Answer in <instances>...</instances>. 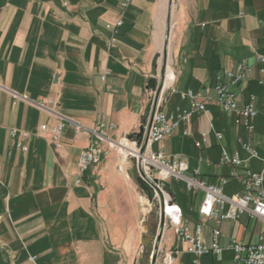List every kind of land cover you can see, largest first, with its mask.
<instances>
[{
  "label": "crops",
  "instance_id": "obj_1",
  "mask_svg": "<svg viewBox=\"0 0 264 264\" xmlns=\"http://www.w3.org/2000/svg\"><path fill=\"white\" fill-rule=\"evenodd\" d=\"M258 54H264V0H175L174 8L171 0H132L125 8L119 0H0V264H167L153 258L161 231L157 201L135 168L132 179L129 158L122 162L110 151L76 183L79 152L93 137L67 123L52 143L37 127L57 116L33 100L53 98L56 113L86 127L113 122V138L138 143L165 67L174 72L175 88L202 92L215 84L217 72L245 63L248 70L233 89L239 105L254 95L258 113L251 132L235 123L232 112L210 103L208 113L193 115L189 134L179 125L151 144L185 160L188 174L198 167L200 177L214 182L232 170L218 163L222 146L243 157L240 141L264 151V64ZM167 85L161 109L187 108L188 100L169 94ZM10 128L31 132L25 151L16 147ZM204 132L207 140L196 147ZM261 165L255 158L246 162L253 170ZM234 180L231 193L240 189L236 179L229 182ZM160 185L190 227L203 223L209 238L214 223L198 213L202 192H190L174 178ZM263 228L242 214L237 222H221L219 240L225 245L235 235L253 242ZM175 246L183 248L171 229L164 230L158 253ZM218 261L232 264L231 251L199 257L200 264ZM182 263L194 264L183 250L169 264Z\"/></svg>",
  "mask_w": 264,
  "mask_h": 264
},
{
  "label": "built area",
  "instance_id": "obj_2",
  "mask_svg": "<svg viewBox=\"0 0 264 264\" xmlns=\"http://www.w3.org/2000/svg\"><path fill=\"white\" fill-rule=\"evenodd\" d=\"M131 1L119 0L124 8ZM121 24L122 20L117 19L112 28L113 32H116L115 28ZM112 42L113 38L109 40V45ZM257 61L264 64V54H258ZM247 70L248 67L245 63H239L235 69H223L215 74V84L212 87H204L202 92H195L189 88L186 90L175 88L173 86L174 72L165 67L161 83L153 91L150 109L143 128L144 140L138 143L125 136L118 139L113 138L112 132L115 129L113 122L97 120L92 127H86L61 116L56 113V101L53 98H47L45 101H32L37 108L47 110L57 116V120L53 124H39L37 133L46 134L52 143L57 144L63 126L70 123L75 131H83L93 137L92 141L79 152L76 183H80V176L91 166L97 164L103 155L114 151L121 158V150H125V160L130 158L134 161L137 174L151 188L153 197L157 201L161 228L159 240L164 230L171 229L177 243L183 245V248L175 246L163 252V260L167 264L182 250L191 254L194 264H200L199 257L218 255L224 249L231 251L232 264H264V228L259 231L253 242L240 239L235 235L230 236L225 245L219 240L220 224L223 220L237 222L242 214H247L250 218L264 223V151L259 152L249 141H240L241 150L247 153L243 157L239 150L229 152L225 146H222L218 163L230 166L232 170L226 175H218L214 182H208L199 176L198 167L192 168L191 173L188 174L189 166L185 160L176 155H167L160 147L156 150L151 148L152 143H159L170 136L179 125L183 126V134H189L193 115L198 112L208 113L207 104L210 103L232 112L235 123L251 132L254 128V117L258 113L253 104L254 95L250 94L249 100L239 105L233 89L235 84L243 80ZM106 73L107 71L101 74L102 80ZM165 81L168 84L166 90L169 94H178L182 99L188 100L187 108L176 106L175 110L170 112H164L161 109V96L164 93L162 84ZM8 132L11 138L16 139V147L25 151L27 149L25 140L31 132L17 128H10ZM214 135L218 140L223 138L221 131H214ZM206 140L207 132H204L200 139L194 141V144L196 147H200ZM251 158L261 161L262 165L259 170H253L246 166V162ZM238 168L240 170H237ZM169 178L182 181L190 192H202L198 213L214 223L210 227L209 238L203 233V223L198 222L190 227L181 207L168 192L162 189L160 183ZM231 179L237 180L240 189L226 194L224 187ZM159 240L157 252L159 251Z\"/></svg>",
  "mask_w": 264,
  "mask_h": 264
},
{
  "label": "rangeland",
  "instance_id": "obj_3",
  "mask_svg": "<svg viewBox=\"0 0 264 264\" xmlns=\"http://www.w3.org/2000/svg\"><path fill=\"white\" fill-rule=\"evenodd\" d=\"M172 1V7L174 8V6H175V0H171ZM121 157L123 158V155H122V151H121ZM128 161H129V164H130V166H131V168H129V173L132 175V176H134V178H132V179H136L137 177H136V175H135V171H134V161L132 160V159H128ZM122 163V162H121ZM143 184V183H142ZM236 185V183H235V180L234 181H231V182H229L227 185H225V187H224V192L226 193V194H231V190H232V188L234 187ZM188 215H190L191 216V214H189L188 213ZM149 218L150 219H152V220H154L155 219V211H152L151 213H150V215H149ZM158 241V240H157ZM219 256H217L216 258H218ZM154 259H159V260H163V256H162V254L161 253H158L157 252V245L155 246V254H154V257H153ZM186 262H188V261H186V259H184V263H186ZM184 263H182V264H184ZM223 263H225V262H223ZM216 264H220L219 263V261L218 262H216ZM226 264V263H225Z\"/></svg>",
  "mask_w": 264,
  "mask_h": 264
},
{
  "label": "bare ground",
  "instance_id": "obj_4",
  "mask_svg": "<svg viewBox=\"0 0 264 264\" xmlns=\"http://www.w3.org/2000/svg\"><path fill=\"white\" fill-rule=\"evenodd\" d=\"M121 151H122V155H123V158L121 157V160H122V162H124L125 161V158H124V156H125V150L122 149ZM143 208H144L145 211H147L149 209L148 206H143Z\"/></svg>",
  "mask_w": 264,
  "mask_h": 264
},
{
  "label": "water",
  "instance_id": "obj_5",
  "mask_svg": "<svg viewBox=\"0 0 264 264\" xmlns=\"http://www.w3.org/2000/svg\"><path fill=\"white\" fill-rule=\"evenodd\" d=\"M143 243H144V242H143ZM143 243H142V244H143ZM139 260H140V258H139Z\"/></svg>",
  "mask_w": 264,
  "mask_h": 264
}]
</instances>
